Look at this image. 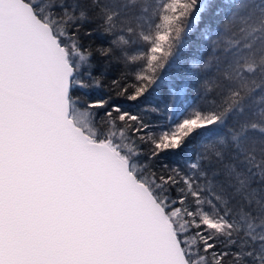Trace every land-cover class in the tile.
I'll return each mask as SVG.
<instances>
[{"label":"snow or ice","instance_id":"1","mask_svg":"<svg viewBox=\"0 0 264 264\" xmlns=\"http://www.w3.org/2000/svg\"><path fill=\"white\" fill-rule=\"evenodd\" d=\"M0 264H264V0H0Z\"/></svg>","mask_w":264,"mask_h":264},{"label":"trees","instance_id":"2","mask_svg":"<svg viewBox=\"0 0 264 264\" xmlns=\"http://www.w3.org/2000/svg\"><path fill=\"white\" fill-rule=\"evenodd\" d=\"M193 40H195V35L193 36ZM194 51H195V46L193 45L192 48H190L189 51L185 53V56L190 57Z\"/></svg>","mask_w":264,"mask_h":264}]
</instances>
